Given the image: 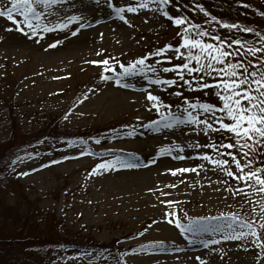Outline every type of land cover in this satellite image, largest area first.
<instances>
[{
  "label": "rangeland",
  "instance_id": "374dc122",
  "mask_svg": "<svg viewBox=\"0 0 264 264\" xmlns=\"http://www.w3.org/2000/svg\"><path fill=\"white\" fill-rule=\"evenodd\" d=\"M221 1L251 3L264 12V0ZM138 2L113 0V6ZM8 3L0 0V7ZM175 9L173 2L165 5L170 16H175ZM37 11L44 15L32 21L39 25L35 36L27 28L14 30L11 22L0 18V146L10 137L12 121L22 135L50 125L69 136L40 148L14 150L7 165H0V216L6 220L0 223V237L42 235L55 220L56 231L66 241L108 243L117 239L122 247L107 257L95 252L66 254L56 264H200V260L204 264H258L261 249L251 237L222 238L246 231L240 227L242 221L231 220L232 214L242 219L260 218L259 210L253 214L251 207L258 203L257 194L199 158L205 152L221 158L205 145L219 148L229 142V134H205L202 125L190 124L184 117L186 110L193 111L185 98L190 103L219 106L217 89L201 90L195 87L199 81L189 86L175 71L160 70L183 63V57L174 51L180 28L155 5L125 12L130 25L119 20L106 0H62L40 5ZM10 28L13 30H7ZM164 44L174 47L163 56L150 55ZM141 56L147 57L143 70L122 76L117 83L119 65ZM102 60H108V67L114 70L105 73L112 77L107 81L100 79L104 66L90 63ZM147 66L156 71H148ZM157 78L176 83H153ZM184 79L191 81L192 77L185 72ZM148 92L159 97V111L147 101ZM169 113L175 119H168ZM193 114L206 118L198 111ZM151 121L157 123L153 126ZM253 159L257 166L264 163V149H258ZM106 161L114 166L90 175L96 164ZM198 164L203 167L195 173L173 175L169 171ZM225 167L235 170L231 163ZM236 188L241 189L239 195L232 192ZM169 200L174 203H162ZM38 209L42 214L35 215L37 221H28L23 228L15 221ZM167 211L175 217H166ZM177 220L185 226L191 224L195 231L181 235L175 227ZM210 240L217 242L207 243ZM16 245L9 250L1 243L0 264H33L27 244ZM12 252L20 256L17 261L10 258Z\"/></svg>",
  "mask_w": 264,
  "mask_h": 264
},
{
  "label": "snow or ice",
  "instance_id": "6c2138e0",
  "mask_svg": "<svg viewBox=\"0 0 264 264\" xmlns=\"http://www.w3.org/2000/svg\"><path fill=\"white\" fill-rule=\"evenodd\" d=\"M62 2V0H9V3L5 7H0V18H4L11 22L14 26V30L23 32L24 28L31 31L33 36L37 35L38 24H34L32 21H39L43 18L44 13L38 12L37 7L40 5L48 6L49 4H56ZM98 3L99 0H96ZM173 0H140L135 5L129 4L126 7H114L113 0H106L107 7L113 10L119 20L125 24L130 25V21L124 15L127 13H136L140 9H149L150 5H155L156 10L159 11L162 16L166 17L171 23L180 28L177 33L179 37V44L173 46L172 44H164L162 47L155 49L150 55L163 56L168 49L174 47L175 55L177 57H183V63L172 65L171 67H163L160 70L164 73L175 71L176 75L183 80L184 84L191 86L193 81H199L195 87L198 89H207L215 87L217 89L216 95L220 101V105H213L211 103H202L197 101L196 103H190L186 98L184 103L188 104L189 109L193 111H185V121L190 124L202 125L205 134L212 133H227L229 134V142L221 143L219 148L213 145H205V147L213 148L219 159L213 158L208 153L199 154V158L202 161H207L216 167H219L225 175L235 180L243 188L249 189L258 196V203L253 204L252 213L255 214L257 209L260 213V218L256 219L255 215L251 220L242 219L238 214H232L231 220L242 221L240 223L242 230L232 235H225L222 238L227 239H241L243 237H251L253 244L261 249V253L258 255V264H264V163L256 165L253 154L257 153L258 149H264V33L255 32V36L258 37L252 44H248L247 41L239 39H232L226 41L219 36L212 35L207 30H200V26L196 24H189L186 17L181 15L170 16L169 12L165 10V5H169ZM199 7V5H197ZM204 11L203 8L199 9ZM264 14V13H262ZM207 15V13H205ZM18 17H22L20 20ZM71 20L77 19V17H71ZM216 21L217 18L213 16L211 18ZM221 27L229 29H238L245 33H253L254 30L249 27L241 28L239 24L231 23L226 24L219 22ZM188 25L185 27V25ZM57 27H63V25H57ZM84 27V25H80ZM195 28V35L189 34V30ZM9 31L13 29H7ZM47 31V27L43 29ZM75 35V33H73ZM205 36H211V39L217 41L216 43H209L203 39ZM256 44L260 46L257 47ZM237 47H233V46ZM55 45H49L54 47ZM182 49H187L186 52H182ZM244 49V51H241ZM233 59H229V58ZM236 57H241L236 59ZM249 57L253 59H249ZM146 56H141L127 65L120 64L121 71L117 74V83L119 78L129 74H135L137 71H142L146 66ZM171 60V57H166ZM93 64L103 65V70L100 73V79L107 81L112 79L111 76L105 75L106 72H113L114 70L108 67V60L102 61H90ZM139 66V67H138ZM148 71L155 72L156 68L147 66ZM183 70V71H181ZM187 73L192 80L184 79V73ZM194 73H199V76H193ZM207 77L213 79L209 81ZM155 84L173 85L176 80L173 79H155L152 81ZM127 86V85H125ZM179 95V93H177ZM147 101L152 102V107L157 111L160 110L161 104L158 96L153 95L151 92L147 93ZM194 111H198L200 114L205 115V119L198 118L193 114ZM219 113V115H217ZM168 119H175L171 113L168 114ZM227 121V122H226ZM183 122V121H182ZM153 126L157 121L150 122ZM217 125V126H214ZM165 126L171 127V124ZM131 135V133H129ZM234 139V142H233ZM197 148L201 147L199 144ZM224 149L221 152L219 149ZM247 149V151H245ZM235 150V151H232ZM83 154V153H82ZM227 156L230 159H224ZM183 158V157H177ZM233 164L235 170L225 167L226 165ZM113 162H102L95 165L91 174H94L97 169H108L113 167ZM121 167H133L130 164H121ZM203 167V164H198L194 167H185L178 169H170L169 171L175 175L178 172L195 173L198 168ZM26 175V173H21ZM251 182V183H250ZM175 187V185H172ZM227 190V189H226ZM234 195H239L241 189H232ZM167 205H171L173 201H163ZM245 203H248L245 200ZM175 213L167 211L165 216L175 217ZM225 215V214H222ZM168 223H173L172 220H168ZM175 227L180 229L181 235L186 232H193L195 229L191 224L185 226L178 220L175 222ZM231 227V224L227 225ZM191 242V241H190ZM217 241H208L207 243H216ZM205 243V247H207ZM200 260V257H197ZM200 264H204L203 260H200Z\"/></svg>",
  "mask_w": 264,
  "mask_h": 264
},
{
  "label": "trees",
  "instance_id": "16d2710c",
  "mask_svg": "<svg viewBox=\"0 0 264 264\" xmlns=\"http://www.w3.org/2000/svg\"><path fill=\"white\" fill-rule=\"evenodd\" d=\"M173 3L176 5L175 15L186 17L189 24L199 25L201 31L207 30L208 33L219 36L226 41L239 39L247 41L248 44H252L258 39L254 34L255 32L264 33V14H262L264 12L251 3L240 4L221 0H173ZM197 5H199V7H197ZM200 8H203L204 11H200ZM212 8H215L217 11ZM205 13H207V15H205ZM213 16L217 18L216 21L211 19ZM219 22L226 24L236 23L239 24L241 28L249 27L253 29L254 32L245 33L238 29L221 27ZM187 26L188 25L186 24L185 27ZM189 31L195 34L196 29L192 28ZM203 38H210V40L215 41L211 39V36H205ZM256 46L259 47L260 45L256 44ZM12 119L13 118H11L10 121H12ZM67 136H69L67 135V132L59 130L57 127H50V125L38 129L31 135H22L19 134L16 125L12 121L10 137L3 146H0V165L3 167L7 165L9 160L16 153L13 152L14 150L22 151V148L29 147L40 148L42 144L45 145L52 141L57 142L60 139L64 140L62 138ZM2 205L3 204L0 202V207ZM41 212L42 210L38 209L29 215L28 218L23 217L22 219H16L15 221L23 228L28 225V221H37V219H34L35 215L41 216ZM11 215H8L6 218L8 219ZM5 221L6 220L0 216V223ZM15 221L11 223H14ZM56 224L57 222L55 220L49 222L47 231L42 235L34 236L30 233H19L14 239L0 237V242L7 245L9 250H11L13 246H17V243H20V246L23 247L27 244V253L30 256L31 261L33 260V264H56L59 258L63 257V255L72 253L88 254L95 252L101 254L103 257H107L113 252L119 253L121 251L122 247H120L118 243L119 240L117 239L108 243H91L89 241L74 243L66 241L68 239L61 236L56 231ZM64 236H67V234ZM10 255V258L14 261H17L20 257L19 255H16V252H12ZM263 258L264 257L261 259L264 260Z\"/></svg>",
  "mask_w": 264,
  "mask_h": 264
}]
</instances>
